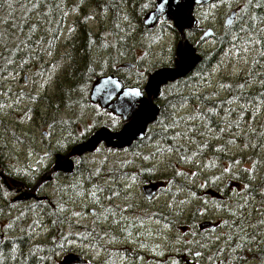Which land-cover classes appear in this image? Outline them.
<instances>
[{
  "label": "rangeland",
  "instance_id": "374dc122",
  "mask_svg": "<svg viewBox=\"0 0 264 264\" xmlns=\"http://www.w3.org/2000/svg\"><path fill=\"white\" fill-rule=\"evenodd\" d=\"M241 2L242 0H218L215 3L213 1V3H210L209 6L200 8L201 10L199 9L196 12L199 33L190 34V36L193 43L192 46L197 50L198 54L204 56V54L212 52L216 49L218 45L217 39L219 40V37H222L224 35V31L226 28L225 22L227 17L230 16L231 12L234 9L239 8L236 17L237 21L239 14L241 13V10L243 8ZM155 6L150 9L148 13L152 11ZM146 15L144 16V18L146 17ZM76 17V12H71L68 14L67 21L62 28V31H59L57 33L58 36L52 40L53 50L47 49L43 54V58L48 59L53 64L52 71L50 73V79L54 85L57 83V80L62 77L63 72H66L67 70L65 69L67 68V62L63 59V57L66 56L68 50V32L73 31V21ZM105 21H107L108 23V29L110 30V33L114 34L116 38L124 40L129 38L130 35L131 40L128 48H121V50L116 51L112 54V63H108L107 53L110 52V49L105 48L102 51H96L94 53V61L96 63V67L99 70V74H103V72H110V70H116V68L119 66V63H117L118 61L123 63L128 61L131 63H136L140 67V69L138 70V74L135 72L133 73L136 75V78L138 76L137 79L135 78L136 81H141L142 83H144V81L149 79L150 75L155 71L171 66L173 61L176 60L177 47L182 39L179 37V32L176 29L174 31L172 30V28L170 29V27H167V25L169 24L173 27L172 23L167 21L162 22L166 27L164 26L163 28H160L158 30H156L155 28L154 31H149L148 34H141L139 27L138 29H136L133 28V26L130 24V26H132V32L126 34V28L124 27L126 24L125 22H121L119 24V27L111 30L109 26V19L105 18ZM99 22H101V20H91L88 21V24L93 27L94 24H98ZM209 31H212V34L209 36H205V34ZM156 32L162 33L157 34ZM53 35H55V33ZM100 55L102 57V60L107 64H103L99 60H97ZM253 57L254 53L252 52L240 54L236 51L226 50V53L220 59V65H217L213 68V71L208 75V78L212 81L220 82L221 79H225L226 77L234 78L238 76L248 75ZM28 68H23L22 71L24 72L19 73L20 75L12 74L10 77L14 80V83L12 85H15V90L12 93L8 92V94H6V99L2 101L3 103L0 105V145H2L1 148L5 151V153L8 152V160L10 164L14 163V165L11 167L14 172L13 174L21 176L23 178L22 180H25L29 184L34 186V188H36L34 190L35 195L38 199H42V201H39L37 198V200H29L32 198L19 199L20 195H26V191L23 186L25 184L17 181L16 177L9 176L6 173V170L4 173V168L0 167L6 177L3 179L12 190L14 189V191H11L5 188V186H3V181L1 179L2 177L0 175V193L5 192L4 197L0 196V204L2 205V207L0 208V235L3 236V240L10 235L13 229L25 230L27 226L23 225V223L21 222V220L25 217H28L30 215L38 216L34 224L36 225V222L40 221L39 215L43 214L44 212L43 209L47 211L48 209H53L51 211L52 213L57 209L61 210L69 206L71 210L70 215L74 216L79 221V223H81V213L83 211V208H86V213L93 216L89 217L86 222L98 221V207L94 206L95 203L93 201L99 203L102 200L99 194L100 186L103 185L104 187H108L109 185L110 187L106 191L111 190V196L115 194L114 187L111 185V183H100V180L96 177L98 174L97 155L89 157V163L93 161L95 164L85 166L86 172L80 171L79 173L73 175L71 173H66L68 174L67 177L63 176L61 178H56L54 182H52L53 178L48 181H41V183L40 181L38 182L39 176H41L39 180H42L47 176L50 170L47 171L44 169L45 167H40V165H37L34 163V161H29L28 159L38 156L39 151L44 152L47 150L44 148V143H50L51 141L49 136L43 135V131L48 130L47 126H54V124L47 122L46 119L42 118V115L44 114H46L47 117L50 116L49 114L51 111H46L45 107L39 105L38 101L34 99V96L37 98L40 96L39 89L40 87L43 88L45 86V81H43V79H45L46 77L39 73L38 68ZM127 73L128 71H126V74ZM24 74H28L30 76V81H32V84L26 85L22 82ZM37 82H39V85ZM12 94L16 95L13 96ZM33 103H35V107L37 108L34 112L32 111L31 106V104ZM190 103L192 104L193 101H191ZM86 106V111L82 109V111L85 113L84 122L83 125H81V127L79 128L78 126L80 121L76 118L78 116L74 115L75 111L73 107H67L65 105L57 104V109H54L55 113L53 115H61L63 118L73 117V119L70 120L69 125H73V131L75 132L74 136L81 135L86 131H90L91 129L93 130L96 124V117L94 115L97 113L96 111H98L97 107H95L93 104H89V106L86 104ZM150 109L153 111L151 107ZM185 109L186 112H188V109L192 110L193 108H191V105L188 104V108L186 107ZM259 111L260 118H264V108L261 107ZM185 115L188 116V114ZM13 120L14 122H12ZM194 125H197V123H195ZM196 128L198 129V127ZM57 130L61 131L60 129ZM192 132V134H187L185 136V146L187 147V144H189L190 149L192 150L195 149L196 141L198 139H200L201 141H204L205 137L211 139V134L202 135L200 134V131ZM166 151L167 150L163 152ZM151 153H154V151H152ZM16 154H18L19 156H17ZM174 156L175 155H172L171 152L160 154L157 159H155V161L148 164L150 166L148 170L151 177L164 176V179L159 181H168L167 190L169 187L177 189V182L179 180L174 179V175H179L180 177L184 178V181L189 182V186L191 187V189L186 190L185 185H181L183 188L181 189V191H179V193L181 194L177 198V203L174 199L169 198L167 193L160 194L159 197H162L160 200L166 202L167 206L161 205L158 209L153 208L154 215H157L158 217L163 216L164 218L168 217V228L170 235L166 241L168 248L163 247V252L151 253V261L143 262L133 256L136 252V249H138L139 251H143L147 246L146 243H148L152 244L150 246L151 250H155L157 246L159 247V242L155 241V239L153 238L149 239L145 237L142 238V240L136 238L137 245L121 246L119 248L120 251L117 253L120 258L116 261H113L112 263L106 262L107 264H117L118 261H123V264H187V262L190 261L192 264V262L194 261L193 253L197 252L199 248V239H197L195 233L193 235L192 232V220L197 217L198 209L201 208V214L198 215L197 221L201 225L205 223L213 224V228L207 227L205 228V230H203V232L207 233L208 235L206 239H211V236H209L210 232L215 229H220V225L226 224L228 220V210L233 206V201L237 200L241 196V193H235L233 195V192H235L236 188L241 187V183L238 187L235 185V183L237 182L235 180H228L226 182L224 189L228 190V195L231 194V197H228V195H225L224 197L222 196L223 192L220 189L219 191H221L222 193L217 191L218 189L213 188H208L205 191V198L201 196L200 198L196 197L193 193V186L197 187L200 186V184L210 185V183H206V180L208 178H212V176H215L216 182H218L219 180L224 181L225 178H221L220 176L223 175L218 172L224 170L219 167L213 168V163H209L208 160L206 161L204 159H199L196 157L187 158V162L185 164H179L176 162ZM22 158L25 159L19 160ZM26 163H30V166H26ZM223 163L224 165H221V167H223L225 170L232 171L230 162L224 161ZM208 165H211L213 169H208ZM200 177L203 178V181H198V178ZM7 179H10V181H7ZM13 180L18 182L19 185H22L21 190H18L20 192L16 190L17 188L15 187L17 186L15 185L16 183L13 182ZM118 185L119 183L116 185V187ZM143 185L144 184L141 185V183L133 184L132 178H122L121 186L119 185L118 187V189H120V199L119 201H117L120 210L112 200L108 205L110 209L108 219L114 221V226L109 234V237H116V234L121 236V234L117 233L118 231H125V234L132 235L135 231H139V223H142V220H144L146 216H151L150 214L144 213H132V203L130 202L133 200V198H135L137 204L136 206H149L148 202L145 200L146 194L145 191H143ZM211 191L219 193V196H214ZM83 192L88 193L91 201H83ZM129 198L131 201L129 200ZM238 206L241 209L239 222L241 225H243L242 222L244 220L243 214L245 213V209L243 208V204H239ZM171 209L175 211V215H173L174 222L172 224V227L177 234L175 239L173 238L175 234L172 235V230L170 231L169 225L170 217L168 216V211L171 212ZM91 210H95V212L92 213ZM181 210L183 212H179ZM139 211L140 209H138L136 212ZM118 212L121 213V216L119 217H117ZM236 213L237 210H235V215ZM94 215L98 217L94 218ZM136 215H139V217H137ZM63 216L66 219L70 218V216L67 214ZM12 217L13 219L11 220ZM14 218H17V222L14 221ZM102 218L106 219V215H103ZM53 220L56 223V227H59V225H62V223L64 222L61 216ZM117 220L120 221L117 222ZM256 220L257 216L254 215V223ZM54 221H51L50 224H52ZM185 226L188 227L189 232L182 231V228ZM7 231L8 234H5V232ZM33 231L35 232L36 236H40L45 235L48 232V229L41 226L34 229ZM83 231H86L85 237L90 240L88 246L80 245ZM66 236L67 238L66 240H64V242L66 244L67 252H61L59 254L58 264L59 262L63 263V258L70 253L81 256L84 247L88 248V251H86L84 256H90V252L98 251L101 249L105 250L109 244L107 234L104 230H101L98 233H92L89 229H80L77 232L71 231V229H69L66 231ZM260 238V234L258 232H255V234L250 237L252 245L259 246L260 244H262ZM194 240L196 241L195 245ZM176 241L179 243H183L186 241L189 251L187 252L179 249L182 248V245H179ZM93 244H100L101 249L93 247ZM103 246L105 249H103ZM76 249L80 250L79 253L74 251ZM221 251L222 252L216 250L215 254L205 253V255L197 257L195 261L197 264H231L230 262L232 256L236 252H240L236 247H228L227 249ZM153 254L156 255V257H154ZM249 257L251 258V256ZM244 258L245 257H242V259ZM92 259V263L102 264L103 262V260H101V258L99 257H95ZM256 260V257H252L251 260L248 261V263H255Z\"/></svg>",
  "mask_w": 264,
  "mask_h": 264
},
{
  "label": "trees",
  "instance_id": "16d2710c",
  "mask_svg": "<svg viewBox=\"0 0 264 264\" xmlns=\"http://www.w3.org/2000/svg\"><path fill=\"white\" fill-rule=\"evenodd\" d=\"M217 1L214 0V3ZM241 3L243 8L237 21L230 28H225L224 35L217 39L216 49L204 54V60L187 76L180 78L195 82L197 87L209 81L214 88L218 86V91L222 93L216 95L213 91L202 90L201 96L195 97L192 104L188 98L182 97L179 102H170L166 109L173 112L179 110L180 114H183H177L180 117H186L185 114H188V117L180 122L184 128L183 137L188 133L192 134L190 129L193 127V130L198 127L202 135L211 134V139H198L193 150L189 144L186 147L184 143L181 153L175 155L177 163L185 164L187 158L195 157L208 160L213 163V168L224 170L218 171L223 175L221 178H232L241 183V190L236 193H241V196L233 201L234 207L227 212V221L232 223L231 229L235 233L225 238L223 244L217 246V250L222 252L221 250L228 247L239 249L240 252L232 256L231 264H264V118L259 115V109L264 108V0H242ZM155 4L156 0H0V96H4L1 94L6 86L4 82L8 78L11 79L12 74L20 75L19 73L24 72L22 69L28 67L43 68L42 64L46 61L43 54L47 49H52V40L62 31L69 13L76 12L73 31L80 33L70 45L67 44L69 48L66 55L70 60L73 59L72 62L69 60V64H74V71L77 73L83 74L87 70L88 74H91L96 69L94 54L83 48L82 41L89 40L96 45L97 41L101 40L102 47L108 45L111 55L116 52V46L109 45L112 38L116 43L120 41V50L128 48L131 36L124 40L116 38L110 33L105 18L109 19L111 30L125 22L126 34L132 32V26L136 29L139 27L141 34H148L151 28L144 24L143 19ZM91 20L101 22L91 27L88 24ZM226 50L240 54L254 53L248 75L226 77L220 82L212 81L208 75L215 66L220 65V59ZM95 77L97 75L93 76ZM63 78L76 76H70L66 72ZM22 82L26 84L24 77ZM63 84L67 89L73 87ZM217 96L219 97L216 99ZM1 97L0 105L3 103ZM188 104L193 109L186 112ZM195 123L197 125H194ZM176 137L181 142L180 135ZM174 151L179 152L177 149ZM224 161L230 162L232 171L221 167ZM207 168L213 169L211 165ZM173 177L181 181L183 184L179 181L177 183L185 185L186 190L191 189L189 182H185L184 178L179 175ZM198 181H203V178H198ZM214 182L215 176L206 180L210 185ZM0 196L4 197V193H0ZM239 204H243L245 209L243 225L239 222ZM70 213L69 206L52 213L49 209L44 210L43 214L39 215L41 222H36V225L34 224L38 216L23 218L21 222L27 226L25 230L13 229L0 244V264H58L59 254L67 252L64 242L67 238L66 231L71 229L77 232L81 229L79 221ZM65 214L71 219H66L63 216ZM173 215L175 211L171 210L170 223L174 222ZM254 215L257 216L255 223ZM60 216L65 227L55 225L53 219ZM14 221L17 222V218H14ZM51 221L54 222L50 224ZM41 226L48 229V232L36 236L33 230ZM255 232L261 236L262 244L259 246L251 243L250 237ZM5 234H8V231ZM249 256L256 257V262L248 263L251 260Z\"/></svg>",
  "mask_w": 264,
  "mask_h": 264
},
{
  "label": "flooded vegetation",
  "instance_id": "af4514ba",
  "mask_svg": "<svg viewBox=\"0 0 264 264\" xmlns=\"http://www.w3.org/2000/svg\"><path fill=\"white\" fill-rule=\"evenodd\" d=\"M207 6L209 5L206 4V5H200L196 7L195 14H194L196 21H197L196 12L200 8L207 7ZM162 22H165V21L161 19V22L156 27V30L163 28L165 26L163 25ZM170 23L173 24V22H170ZM169 27L175 31V29L172 26H169ZM150 30L151 32L153 31L152 29ZM162 32H156V33L158 34ZM195 33H199L198 21L195 24L194 29L185 30V37L192 45L193 43L191 41L190 34H195ZM77 35H80V33L76 31L68 32L67 38L69 40L67 44L70 45L72 43V40H74ZM56 36H58V34H56ZM179 37L183 39L180 33H179ZM82 44H84L83 48L87 49L91 54H94L96 51H102L103 49L108 48V45L105 47L104 46L102 47L101 40L97 41L96 45L92 44L91 41L89 40L82 41ZM109 45L110 47L116 46V51L120 50V41L116 43V40L114 38H112L111 44ZM107 56H108V63H112L111 60L113 58V55H111L110 53H107ZM201 56L203 58V55ZM63 59L67 61V64H66L67 68H65L67 69L66 72H68L70 76H76V78H63V76L66 73V72H63L62 77H60L57 80V83L54 85L50 79V73L52 71L53 64L48 59H44L46 61L42 64L43 68L39 69L38 71L41 75H44L46 77L45 79H43V81H45V86L43 88L40 87L39 89L40 96L38 98L34 96V99L38 101L39 105H41L42 107H45L46 111H51L49 114L50 116L47 117V115L44 114L42 115V118L46 119L47 122L54 124V126L57 129H60L61 131L57 130L53 125L47 126L48 130L43 131V135L49 136L50 141H51L50 143H44V148L47 150L44 152L39 151L38 156H35L34 158H31L28 160L34 161V163L37 165H40V167H45L44 169L47 171L48 170L52 171V169H54L57 165H62V164L67 165L70 163L69 161H71L73 165L71 172H66L64 170H59V169H55L52 172L51 177L53 178L52 182H54L56 178H61L63 176L67 177L68 174L66 173H71L73 175V174L79 173L80 171L86 172L85 166L95 164L93 161L89 163L90 161L89 157L97 155L98 174L96 177L100 180L99 181L100 183H103V182L111 183V185L114 187L115 194L111 196V192H110L111 190L106 191L110 187L109 185L108 187H104L103 185H101L99 194L102 200L99 203L93 201L95 203L94 206L98 207L97 209H98L99 217L94 215V218L98 217V221L86 222V220L89 217H93V216L91 214L86 213L85 211L86 208H83V211L80 217L81 223L79 225L82 230L89 229L92 233H98L99 231L104 230L107 234L109 244L106 249L103 246V249L105 250L101 249L100 244H93L92 245L93 247L97 249H101V250L90 252V256H84L86 251H88V248L84 247L81 253L82 254L81 256L84 260L82 264H98V263H92L93 261L92 258H95V257L101 258V260H103L102 264H107L106 262L112 263L113 261H116L120 258L117 255V253L120 251L119 248L121 246L123 245L135 246L137 245L136 238H138L139 240H142V238H145V237L149 239L150 238L155 239V241L159 242L158 244L159 247L157 246L155 250H151L150 246L152 244H148L144 242L147 244V246L144 248L145 250L139 251L138 249H136V252L133 256L143 262H150L151 261L150 255H152L151 253L163 252L164 251L163 247L168 248L166 241L168 237L170 236L169 228H168V217L164 218L163 216L158 217L157 215H154L153 208L158 209L161 205L167 206L166 202H163L162 200H160L162 197H159V195L162 193H167L169 198L174 199L175 202L177 203L178 201L177 198L181 194L179 193V191H181V189L183 188L179 183H177V189H173L169 187L167 190L168 181L166 180L159 181V180H163L164 176L162 177L152 176L151 177L149 174V170H148L150 167L148 164H150V162L155 161V159H157V157L160 154H166L168 152H171L172 155L180 154L181 149H183L184 147V143L186 139H185V136L183 137L182 131L184 128H183V125L180 124V122L182 121V119L184 120L188 116L180 117L183 114H180L179 110H174L173 112V111H168L166 108L169 107L170 102H173V101L179 102L180 98L182 97H183L182 99L188 98L189 102H191L194 100L195 97L200 95L202 90L209 91V92L213 91L214 94L216 95H219L222 92L218 91L217 89L218 86L214 88L213 84L209 81H206L204 82V84H201L200 87H197L195 82L191 80H182V79H176L173 81L170 80L166 84L162 85L159 89L147 90L148 79L144 81V83H142L141 81L138 82L135 80L136 75L133 72L138 74V70L140 69V67L136 63H131L128 61L123 63V62L118 61L117 63H119L118 64L119 66L117 65L118 67L116 68V70H110V72H107V73L103 72V74L102 73L99 74V70L96 67L95 61L93 60L94 59V55H93L92 60L96 68L95 71L92 72L91 74H88V71L85 70L83 74H80L74 71L73 63L69 64L70 58L67 55L63 57ZM72 60L73 59H71L70 62H72ZM97 60H99L103 64L105 63V61L102 60L101 55L99 58H97ZM46 67L48 68L46 69ZM173 67H176V60L173 61L171 66H168L166 68H173ZM105 71H108V70H105ZM126 71H128L127 74H126ZM94 75H97V77L93 78ZM109 76H114L116 78H119L124 84L125 88H139L144 98L148 101H151L152 102L151 105H154L155 107H157L159 109V112L157 115L155 113V116H156L155 120L147 125L145 134L138 139H133L132 141H129L128 139H124V138L120 140L119 137H116L114 140L105 139V140L100 141L98 146L92 152H86L82 154L80 153L73 154L77 146L83 143H86L98 131L102 129H106L108 133L118 135L124 130L126 125L130 123L131 121V119L126 120L123 115L116 114L112 112L111 110L101 106L99 103H95L91 99V91H92V87L94 83L100 78L109 77ZM24 79H25L26 85L32 84V81H30V76L28 74H24ZM4 83L6 84V86H5V90L1 91L2 92L1 94L4 95L2 97L0 96L1 101H4L6 99V94H8V92L12 93L15 90V85H12L14 83L13 79L8 78L7 81H5ZM37 83L39 85V82ZM63 83L70 84L73 87L68 88V89L64 88ZM33 84H36V83H33ZM87 85L89 87H87ZM189 85L191 86L190 88L184 87V86H189ZM63 92L65 93V95L63 94ZM218 97L219 96H217L216 99ZM115 99L117 100L118 97H115ZM129 101L130 102L134 101V103L131 104L130 114L135 117L137 116V113L140 111L142 104L137 105L135 96H134V100L129 98ZM57 104H61L67 107L74 108V111H75L74 115H77L78 117L76 118L80 121L78 128L81 127V125H83L84 118H85V113L82 111V109L86 111V108H87L86 104L88 106L89 104H93L98 109V111H96L97 113L94 115L96 117V122H95L96 124H95L94 129L93 130L91 129L90 131H86L84 134L74 136L75 132L73 131V125H69L70 120H72L73 117L63 118L61 115H58V116L53 115L55 113L54 109H57ZM31 106H32V111L33 112L36 111L37 108L35 107V103L31 104ZM150 107L153 109V111L150 109ZM145 108H146L145 109L146 112H153V113L155 112L154 108L150 105L146 104ZM177 114H179L180 116ZM151 116H153V114ZM193 128H191L190 131H196V132L199 131L197 128L195 130H193ZM103 134H105V137H107L106 133H103ZM178 135H180L181 137V142L178 141V137H176ZM174 149H177L179 152L174 151ZM165 150L167 151L163 152ZM152 151H154V153H151ZM16 155L19 156L18 154ZM8 158H9L8 152L5 153V151L2 148H0V167L4 168L3 169L4 173L6 170L7 171L6 173L9 176L16 177L17 178L16 180L25 184L29 188V190L34 189V186L29 184L27 181L22 180L23 178L21 176H17L16 174H13L14 172H13V169H11V167L14 165V163L10 164ZM23 159L25 158H22L19 160H23ZM144 165H148V166H144ZM26 166H30V163H26ZM40 177L41 176H39L38 178V182L41 181L39 180ZM122 178L124 179L132 178L133 184L134 183H139V184L141 183V185L144 184L142 187L143 191H144V188L147 186L145 184L150 185L151 183H156L158 184V187H157L156 193L154 194V197L149 198L148 194L146 193H145L146 195L144 194L145 200L149 204L148 207H146L145 205L138 207L136 206L137 204H136L135 198H133L132 201L129 198V200L131 201L130 203H132V213H137V214L144 213V214L151 215V216L148 215L149 217L146 216V218L142 220V223H139V226H140L139 231H135V232L133 231L134 233L132 235L125 234V231L123 232L118 231L117 233L121 234V236L116 234L117 235L116 237H109V234L114 226V221L108 219V214L110 213V209L108 205L110 201L112 200L113 203H115L117 208L119 209L117 201H119L120 199V191H119L120 189H118V187L119 185L121 186ZM1 179L3 181V186H5V188L11 191H14V189L12 190L8 186V184L5 182L3 177ZM228 180H233V179L225 178L224 181L219 180L218 182H214L212 185H200L197 187L193 186V193L195 194L196 197L200 198L201 196L205 198L206 197V195L204 194L205 191L208 188H213V189H218L217 191H219L220 189L223 193L221 191L219 192H221L222 196L225 197V195H228V190H225L224 186ZM7 181H10V179H7ZM118 183L119 185L116 187ZM15 185L17 186L15 187L17 188L16 189L17 191L21 190L22 185H19L18 183H16ZM27 187L25 188V191L28 189ZM240 188H236L235 192H233V195L239 192L241 190ZM25 194L26 195H22V196L20 195L19 199H28V198H32L29 200L38 199L37 196H34L35 195L34 192H26ZM82 194H83L84 202L91 201V198L88 195V193L83 192ZM228 197H231V194L228 195ZM38 200L42 201L40 199ZM138 209H140V211L136 212ZM52 210L53 209H49V211H52ZM200 210L201 208L198 209V213H197L198 215L201 214ZM91 212L94 213L95 210H91ZM179 212H183V211L181 210ZM169 213L170 212L168 211V216H169ZM103 215H106V219L102 218ZM198 215L196 218L192 220L193 235L195 233L197 239H199V248L197 252L193 253L194 261L192 262V264H197L195 259L199 256L205 255V253L215 254L217 250V246L223 244L225 238L235 233L231 229L232 223L230 221L229 222L227 221L226 224L220 225V229H215L209 233V236H211V239L210 238L206 239L208 235L207 233L203 232V230L205 229H202L201 228L202 225L197 221ZM119 216H121L120 212L117 213V217ZM136 216L139 217V215H136ZM67 219H71V218H67ZM119 221L120 220H117V222ZM172 224L173 223H169L170 231L172 230V235L175 234L173 236V238L175 239L177 234L175 230L173 229ZM68 225L72 226L71 224H68ZM62 226H64V224H62ZM182 231L189 232V229L187 226H185L182 228ZM85 236H86V231H83L80 245L88 246L90 243V240ZM177 243L179 245H182V248H179V249H182L187 252L189 251L188 244L186 243V241L183 243H179V242ZM195 243L196 241L194 240V245ZM74 251L79 253L80 250L76 249ZM154 257H156V255H154ZM189 262L190 261H188L187 264H191V262L190 263ZM123 263H124L123 261H118L117 264H123Z\"/></svg>",
  "mask_w": 264,
  "mask_h": 264
},
{
  "label": "water",
  "instance_id": "95a60500",
  "mask_svg": "<svg viewBox=\"0 0 264 264\" xmlns=\"http://www.w3.org/2000/svg\"><path fill=\"white\" fill-rule=\"evenodd\" d=\"M213 1L214 0H157L155 8L144 18V24L148 28L153 29L160 23L161 19L164 21L173 22L174 28L182 35L183 39L180 41L177 47L176 67L162 68L151 74L148 79L147 90L159 89L162 85L166 84L170 80L173 81L187 76L202 61V56L197 53V50L186 39L185 30L194 29L195 24L197 23L194 16L196 7L210 4ZM238 10L239 8L234 9L230 16L227 17L225 27L230 28L234 24ZM211 34L212 31H209L205 34V36H209ZM134 96L136 97L137 105L142 104L140 111L135 117L130 114L131 104L134 103V101H129V98L134 100ZM115 97H118V99L116 100ZM91 99L95 103H99L101 106L111 110L112 112L123 115L126 120L131 119V121L118 135L108 133L106 129L98 131L86 143L77 146L73 154L92 152L98 146L100 141L105 139L114 140L116 137H119L120 140L124 138L128 139L129 141L138 139L145 134L147 125L155 120V113L157 115L159 112L157 107L151 105V101H148L144 98L139 88H125L122 81L114 76L98 79L92 87ZM146 104L152 106L155 112H146ZM152 114L154 116H151ZM103 133H108L107 137H105V134ZM69 162H67L69 163L67 165H57L54 169H52V171L48 172L47 176L41 181L51 180L52 172L55 169L71 172L73 165L71 161ZM0 173L3 178H6L1 168ZM13 182L18 183L14 180ZM235 185L239 187L240 183L236 182ZM23 186L25 189L26 186ZM157 187L158 184L151 183L144 188V191L146 194H148L149 198H152L157 191ZM35 189L36 188L32 190L27 189L26 192H34ZM211 193L214 196H219V193L217 192L211 191ZM207 227L213 228V224L205 223L201 226L202 229ZM3 242V236L0 235V244ZM83 262L84 260L80 255L73 253H70L63 258V264H82Z\"/></svg>",
  "mask_w": 264,
  "mask_h": 264
},
{
  "label": "bare ground",
  "instance_id": "6f19581e",
  "mask_svg": "<svg viewBox=\"0 0 264 264\" xmlns=\"http://www.w3.org/2000/svg\"><path fill=\"white\" fill-rule=\"evenodd\" d=\"M204 60V59H203ZM56 174V173H55ZM17 203V202H16ZM47 207V206H46ZM25 208V207H24Z\"/></svg>",
  "mask_w": 264,
  "mask_h": 264
}]
</instances>
